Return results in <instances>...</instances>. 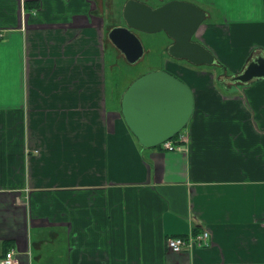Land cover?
Wrapping results in <instances>:
<instances>
[{"label": "crops", "instance_id": "1", "mask_svg": "<svg viewBox=\"0 0 264 264\" xmlns=\"http://www.w3.org/2000/svg\"><path fill=\"white\" fill-rule=\"evenodd\" d=\"M183 1L206 12L215 63L264 57V0ZM100 3L0 0V260L264 264V78L211 88L167 68L195 96L184 149L143 148L108 99ZM205 230L208 246L167 247Z\"/></svg>", "mask_w": 264, "mask_h": 264}, {"label": "water", "instance_id": "2", "mask_svg": "<svg viewBox=\"0 0 264 264\" xmlns=\"http://www.w3.org/2000/svg\"><path fill=\"white\" fill-rule=\"evenodd\" d=\"M122 16L127 26L114 27L109 39L131 64L144 55V46L132 29L145 34L165 32L173 40L169 55L195 66L213 65L215 55L200 41H193L206 20V12L198 5L173 0L153 8L137 0H129ZM264 78V57L249 63L245 71L234 77L246 84ZM195 96L192 88L179 76L159 70L145 74L127 88L121 101L120 115L139 144L156 148L172 140L190 123Z\"/></svg>", "mask_w": 264, "mask_h": 264}, {"label": "rangeland", "instance_id": "3", "mask_svg": "<svg viewBox=\"0 0 264 264\" xmlns=\"http://www.w3.org/2000/svg\"><path fill=\"white\" fill-rule=\"evenodd\" d=\"M100 1L101 3L99 4V11L106 13V17L111 18V20L109 19L108 22L115 21L113 22L114 25L123 26L124 22L121 17L122 16L121 10L126 0H115V1L100 0ZM139 1L151 6L152 5L156 6L159 4L168 3L172 0H162L159 2H157V0H139ZM114 4L116 5V7L114 6ZM196 5L199 6V4ZM111 7L113 8V11H111L110 9ZM202 31L203 28L201 29V32ZM136 34L145 48V53L144 56L141 58V60L133 65V64H129L126 61L124 55L118 52L117 49L109 42V40L107 39L108 37L107 31L105 33V35L107 36V37L105 36L104 42L106 44L105 54H106V62L108 65V69H107V79H108L107 87H108V95H109L108 99L110 101L113 100L115 104H118V108L120 101L119 95L125 93L127 88L133 83L132 81H135L139 77L148 74L150 72L163 70L165 67L166 69L169 68V70L172 69L173 72H176L178 74H183V72H185L188 79L189 78L190 80L193 79L191 81L192 83H194V85H197L198 82H200L201 86H210L211 88L219 87L220 85L231 86L234 84H239L236 83L233 76H237L241 74L242 71L249 64L248 61L250 60L248 59L246 62L243 63L241 60L242 56H238L231 62H227L228 66L232 68L231 74L228 75L227 73H224L223 76H219L221 73H223L224 70L223 67L225 66L220 62H216L213 65L195 66L186 60H177L172 58L169 55V47L171 46V41L165 32H159L155 34H145V33H136ZM108 42L110 44H108ZM31 79L28 80L29 92H33L36 90V86L34 85L33 79L32 80ZM39 80H41V82H44L42 79ZM184 81H186V79H184ZM35 96L39 97L40 95H35ZM30 98L33 99V96L31 95L28 96L29 103H31ZM32 101L35 102L34 100ZM26 116L32 117V114L27 113Z\"/></svg>", "mask_w": 264, "mask_h": 264}, {"label": "built area", "instance_id": "4", "mask_svg": "<svg viewBox=\"0 0 264 264\" xmlns=\"http://www.w3.org/2000/svg\"><path fill=\"white\" fill-rule=\"evenodd\" d=\"M185 136L180 135L176 140H170L162 144V149L168 152L182 151ZM210 231L205 230L202 233H190L183 237H170L167 239V247L174 253L183 250H193L198 247L208 246L210 241ZM0 264H20V260L14 251L6 253L5 257L0 260Z\"/></svg>", "mask_w": 264, "mask_h": 264}, {"label": "flooded vegetation", "instance_id": "5", "mask_svg": "<svg viewBox=\"0 0 264 264\" xmlns=\"http://www.w3.org/2000/svg\"><path fill=\"white\" fill-rule=\"evenodd\" d=\"M114 1H115V0H114ZM128 1H129V0H126V1H125L124 6L126 5V3H127ZM137 1H139V0H137ZM159 1H162V0H157V2H159ZM140 2H141V1H140ZM164 4H165V3H164ZM162 5H163V4H159V5H156V6L152 5V7H153V8H157V7H160V6H162ZM124 6H123V8H124ZM150 6H151V5H150ZM123 8H122V11H123ZM110 9H111V11H113V8H112V7H111ZM121 15H122V14H121ZM121 17H122V19H123V16H121ZM123 22H124V25H123V26H127V25H126V22L124 21V19H123ZM121 26H122V25H121ZM114 27H119V26L114 25V26L111 28V30H112ZM111 30H108V31H107V33H108V37H107L106 35H105V36L107 37V39L109 40V42H110V43H111V44L117 49V51L120 52L121 54H123V53H122V52H121V51H120V50H119V49H118V48L112 43V41L109 39V32H110ZM132 31L135 32V33H142V32H139V31H137V30H135V29H132ZM105 33H106V30H105ZM169 39H170V38H169ZM109 42H108V44H110ZM171 45H172V43H171ZM110 46H111V45H110ZM110 46H109V47H110ZM109 47H108V48H109ZM108 48H107V49H108ZM144 49H145V48H144ZM144 53H145V52H144ZM123 55H124V54H123ZM143 56H144V55H143ZM124 57H125V56H124ZM125 59H126V57H125ZM140 60H141V59H140ZM140 60H139V61H140ZM126 61H127V59H126ZM139 61H138V62H139ZM127 62H128V61H127ZM138 62H137V63H138ZM128 63H129V62H128ZM129 64H131V63H129ZM134 64H136V63H134ZM134 64H133V65H134ZM248 65H249V64H248ZM248 65H247V66H248ZM247 66H246V68H247ZM246 68H245V69H246ZM245 69L242 71V73L245 71Z\"/></svg>", "mask_w": 264, "mask_h": 264}, {"label": "trees", "instance_id": "6", "mask_svg": "<svg viewBox=\"0 0 264 264\" xmlns=\"http://www.w3.org/2000/svg\"><path fill=\"white\" fill-rule=\"evenodd\" d=\"M121 14H122V10H121ZM170 41H171V43H173V40L172 39H170ZM193 41H197V39H196V37L194 36V38H193ZM223 73H221L219 76H223L224 75V73H227L228 75L229 74H231V70H229L226 66H224L223 67ZM163 70H166V68L164 67V69ZM168 71V70H167ZM170 72V71H169ZM172 73V72H171ZM173 74H175V73H173ZM176 75V74H175ZM233 77H235V76H233ZM181 78V77H180ZM182 79V78H181ZM183 80V79H182ZM184 81V80H183ZM133 82V81H132ZM237 83V82H236ZM190 86V85H189ZM122 95H123V93L122 94H120L119 95V97H120V101H119V108H118V110H121V99H122ZM181 135V133H179L178 135H176L172 140H176V139H178L179 138V136ZM156 148H162V145H160V146H158V147H156ZM195 234H198V233H195Z\"/></svg>", "mask_w": 264, "mask_h": 264}]
</instances>
